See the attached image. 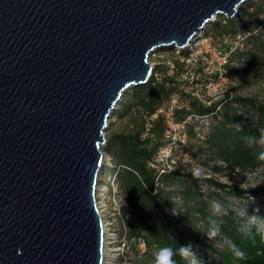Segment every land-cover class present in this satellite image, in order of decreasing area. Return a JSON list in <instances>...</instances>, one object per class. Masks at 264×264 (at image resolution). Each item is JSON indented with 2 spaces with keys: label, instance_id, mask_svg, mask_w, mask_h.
<instances>
[{
  "label": "water",
  "instance_id": "95a60500",
  "mask_svg": "<svg viewBox=\"0 0 264 264\" xmlns=\"http://www.w3.org/2000/svg\"><path fill=\"white\" fill-rule=\"evenodd\" d=\"M246 0H0V264H104L110 117Z\"/></svg>",
  "mask_w": 264,
  "mask_h": 264
},
{
  "label": "trees",
  "instance_id": "16d2710c",
  "mask_svg": "<svg viewBox=\"0 0 264 264\" xmlns=\"http://www.w3.org/2000/svg\"><path fill=\"white\" fill-rule=\"evenodd\" d=\"M221 17L223 20L217 19L212 22L215 34L222 41L242 34L241 40H244L242 45L248 46L243 50L239 45L223 44L221 49L229 51V59L237 55L247 57L253 63L264 62V0H260V3L253 0L242 3L237 16L231 19ZM246 25L248 30H242ZM205 32V37L211 36V33ZM173 82L175 83L173 78L165 76L164 82L155 83L152 77L148 84L132 88L130 91L135 95L136 105L152 114L172 95L180 92L178 85ZM190 105L198 114H208L217 107V103L211 106L197 105L192 100ZM128 107L129 104L121 108L120 112L128 111ZM118 109L117 107L116 111ZM221 112L222 118L213 123L209 130L208 140L211 146L217 148L222 158L234 170L241 167L250 171L263 170L264 173V104L252 97L235 95L231 101L222 105ZM164 130L162 118L158 117L149 135H142L145 131L143 127L128 134H114L106 142V150H109L117 161L120 178L125 183L129 180L126 183L129 201L137 212L147 243L142 255L143 264H166L161 259L165 249H171L175 253L167 264L172 262L191 264L192 254L185 255L181 250L184 245L190 246L191 253L200 248L215 252L214 257L200 258V264H264V236L257 233L247 236L242 234L238 230L234 211H230L228 215L216 216L211 211L210 202H202L197 207L200 214L208 219L209 228L210 218L219 222L221 233L231 238L237 245L236 251L242 252V255L234 254L233 250L224 245L221 236L212 238L205 231L190 228L184 222L185 219H191L189 210L184 213V220L167 211L166 207L174 206L175 203L171 197L164 195L160 185L174 180L180 172L171 169L160 173L150 165V161L163 143ZM191 134L194 132L190 131V136ZM237 173L243 175L240 171ZM194 177L214 187L209 196L223 197L225 194L227 200H239L245 206H248L247 200H251L260 213L264 214V187H243L202 175ZM184 191L191 197L199 194L192 186H186ZM230 207L228 208L233 210ZM130 225V236L142 233L132 223ZM212 240H215L222 249H218ZM133 248L140 250L137 245H133Z\"/></svg>",
  "mask_w": 264,
  "mask_h": 264
},
{
  "label": "built area",
  "instance_id": "2783aa9c",
  "mask_svg": "<svg viewBox=\"0 0 264 264\" xmlns=\"http://www.w3.org/2000/svg\"><path fill=\"white\" fill-rule=\"evenodd\" d=\"M217 17L218 15L211 22L216 21ZM203 32L205 31L203 30L201 34ZM201 34L184 47L159 50L150 57L151 78L153 77L154 82H164V77L168 76L175 80L173 83L177 84L180 90L152 114L140 109L145 119L143 136L150 134L158 117L162 118L165 127L163 143L150 161V165L160 173L173 169L174 147L187 146L190 131L198 132L202 127L210 128L213 123L221 119L222 105L231 101L236 95L226 80L229 51L217 49L216 45L213 46L212 40L205 49L195 47ZM206 39H212V36ZM214 60L217 61L218 77H212L211 72L208 71ZM183 96H187L188 101L182 102ZM191 100L197 105L211 106L217 103V107L208 114H198L192 110ZM205 120L211 122L204 123ZM235 170L240 171L239 168ZM117 175L118 169L113 174L103 170L97 185V202L104 227V264H130L128 254L132 246L137 245L142 252L147 247L144 231L136 221L132 222L133 218L127 210ZM130 223L142 233L130 236Z\"/></svg>",
  "mask_w": 264,
  "mask_h": 264
},
{
  "label": "rangeland",
  "instance_id": "374dc122",
  "mask_svg": "<svg viewBox=\"0 0 264 264\" xmlns=\"http://www.w3.org/2000/svg\"><path fill=\"white\" fill-rule=\"evenodd\" d=\"M248 1L250 0H246L245 3ZM253 1L260 3V0ZM237 14L235 16H237ZM221 16L224 15H218L217 19L223 20ZM213 26L214 25L212 22H209L204 28V31L211 33L212 39L207 40L205 37L206 32H203L197 39L195 47H201L205 49L208 47L210 40H212L213 46L216 45L215 47L217 49L221 48L223 44L228 43L233 44L234 46L239 45L243 50L247 49V44L242 45V42L244 41L241 40V38H243L242 34L238 35L236 38L228 37L222 41V39H220L213 31ZM242 30H248L247 25L243 26ZM213 62H211V66L208 71L211 72L210 75H212V77H218L216 70L217 61L214 60ZM227 72V83L234 90L236 95L252 97L257 102L264 104V62L257 61L256 63H253L247 57L244 58L234 55L228 60ZM134 96V93L130 90L125 92L123 99L121 100V105L118 106L119 109L117 111L115 109L114 113L110 117L109 125L106 129L107 139H111L114 134H128L130 132L139 131L144 127L145 119L141 115L142 110H140L142 108L136 105V98H134ZM181 99L182 102L188 101L187 96H183ZM127 104H129L128 111L124 113L120 112V109L124 108V106H127ZM207 121L211 122V120H205L204 123ZM210 129L211 127H202L198 132L191 134L187 146L174 147L172 151L173 159L175 160L173 163V169L180 172V175L174 180H170L164 183V185H160L164 191V195L171 197L175 203L174 206L166 207L167 211L177 218H182L184 220V213L189 210L191 219H185L184 222L194 230H202L207 232L209 237V225L207 224L208 219L202 216L197 210V207L200 203L220 201L226 207L231 206L230 208H233V210H238L241 207H245V205L239 200H227V196L225 194H223V197L209 196V192H212L214 187L210 184L203 183L194 177L195 175L193 173L197 168L202 169L200 175L216 179L220 182L243 187H264L263 171H259L258 169L252 171L246 169V171L243 168L238 167L240 172L243 174L238 175V170H234L233 167L222 158L217 148L211 146V143L208 140ZM103 149L106 153V160L103 170L108 174H113L118 169L117 161L115 160L114 155L109 150H106V144L103 146ZM120 175L121 174H118L117 178L119 180V184L122 188V193L128 207L127 210L129 211L130 216L133 218L132 222L136 221L139 226L141 223L138 220L137 212L130 204L129 194L126 188V183H128L129 180L125 183L124 180L120 178ZM186 186H192L199 194L192 197L188 196L184 191ZM247 202V207L250 212L256 208L253 201L247 200ZM212 241L215 243L218 249H222V247L215 240ZM187 254L188 253H185V255ZM128 255L130 264H143V252L140 250H136L134 248L130 249ZM215 255L216 254L213 251L208 249L203 250L200 248L194 252V255H190V261L191 264H200V258L203 256L214 257Z\"/></svg>",
  "mask_w": 264,
  "mask_h": 264
},
{
  "label": "clouds",
  "instance_id": "9594fccd",
  "mask_svg": "<svg viewBox=\"0 0 264 264\" xmlns=\"http://www.w3.org/2000/svg\"><path fill=\"white\" fill-rule=\"evenodd\" d=\"M201 172L202 169L197 168L193 174L199 176ZM210 207L213 214L216 216L228 215L230 211H234L238 221V230L245 236L251 235L252 233H257L264 236V214H261L258 208L253 209L251 212L248 210L247 206L241 207L238 210H232L226 207L220 201H210ZM209 234L212 238L218 235L221 236L224 245L229 247L230 250H233L234 254L242 255V252L236 251L237 245L231 240V238L221 233L220 224L216 219L210 218ZM181 250L184 253L194 255V253L190 252L189 245L182 246ZM174 254L175 253L171 249H165L161 259L167 264V262L171 261V257ZM172 264H174V262H172Z\"/></svg>",
  "mask_w": 264,
  "mask_h": 264
}]
</instances>
